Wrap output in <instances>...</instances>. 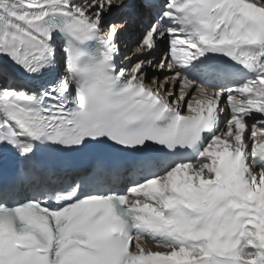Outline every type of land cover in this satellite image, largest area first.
<instances>
[{"label":"snow or ice","instance_id":"1","mask_svg":"<svg viewBox=\"0 0 264 264\" xmlns=\"http://www.w3.org/2000/svg\"><path fill=\"white\" fill-rule=\"evenodd\" d=\"M9 166L0 264H264V0H0Z\"/></svg>","mask_w":264,"mask_h":264},{"label":"bare ground","instance_id":"2","mask_svg":"<svg viewBox=\"0 0 264 264\" xmlns=\"http://www.w3.org/2000/svg\"><path fill=\"white\" fill-rule=\"evenodd\" d=\"M77 2H80V0H77ZM129 45H131V44H129ZM129 45H128V47H129ZM124 46H125V42H124V40H122L120 42V51H122V52L124 51ZM128 50L131 52L130 48L125 49V51H128ZM130 54L131 53H129V55ZM135 59H136V57H134L132 59V61ZM150 59H152L153 62L156 63L157 55H152V57H150ZM130 65H131V62H129V63L124 62V64L121 67H130ZM165 76H167V74H162V73L158 72L157 69H154V68H148L147 69V82L149 84H152L153 77H157L159 79V81L161 83H163ZM153 87H155V85H153Z\"/></svg>","mask_w":264,"mask_h":264},{"label":"rangeland","instance_id":"3","mask_svg":"<svg viewBox=\"0 0 264 264\" xmlns=\"http://www.w3.org/2000/svg\"><path fill=\"white\" fill-rule=\"evenodd\" d=\"M129 53H126V56H128Z\"/></svg>","mask_w":264,"mask_h":264}]
</instances>
